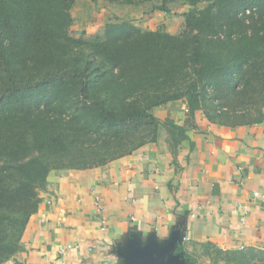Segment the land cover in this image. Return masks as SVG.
I'll return each mask as SVG.
<instances>
[{"label":"trees","instance_id":"1","mask_svg":"<svg viewBox=\"0 0 264 264\" xmlns=\"http://www.w3.org/2000/svg\"><path fill=\"white\" fill-rule=\"evenodd\" d=\"M75 1L0 0V264L20 250L51 171L131 154L161 124L175 149L198 110L217 124L264 121V0H107L188 7L177 33L116 17L97 38L73 32ZM176 101L183 126L154 112ZM203 248L212 264H264L262 249Z\"/></svg>","mask_w":264,"mask_h":264},{"label":"crops","instance_id":"2","mask_svg":"<svg viewBox=\"0 0 264 264\" xmlns=\"http://www.w3.org/2000/svg\"><path fill=\"white\" fill-rule=\"evenodd\" d=\"M186 111L169 116L183 126ZM186 133L173 149L161 125L155 141L105 165L51 171L4 264H131L175 232L198 264H212L207 243L264 250V121L229 126L198 110Z\"/></svg>","mask_w":264,"mask_h":264},{"label":"rangeland","instance_id":"3","mask_svg":"<svg viewBox=\"0 0 264 264\" xmlns=\"http://www.w3.org/2000/svg\"><path fill=\"white\" fill-rule=\"evenodd\" d=\"M152 5L153 3L151 2L144 4H119L111 3L107 0H76L72 8L74 16L72 29L75 34H81V32L85 31L87 38H97L102 35L105 24L110 20H117L116 17L131 19L144 29L163 27L173 33L183 29L184 18L181 16V12L188 7L184 4V1L170 4L172 8H175L174 14H166L161 10H152ZM184 103V101L171 102L162 107H157L154 112L161 120L171 118V115L169 116V114H172L171 109L180 108Z\"/></svg>","mask_w":264,"mask_h":264},{"label":"water","instance_id":"4","mask_svg":"<svg viewBox=\"0 0 264 264\" xmlns=\"http://www.w3.org/2000/svg\"><path fill=\"white\" fill-rule=\"evenodd\" d=\"M179 232L161 248H149L139 251L131 258V264H191L185 257L182 246L179 244Z\"/></svg>","mask_w":264,"mask_h":264},{"label":"built area","instance_id":"5","mask_svg":"<svg viewBox=\"0 0 264 264\" xmlns=\"http://www.w3.org/2000/svg\"><path fill=\"white\" fill-rule=\"evenodd\" d=\"M102 229H103V230H106V227L103 226Z\"/></svg>","mask_w":264,"mask_h":264}]
</instances>
